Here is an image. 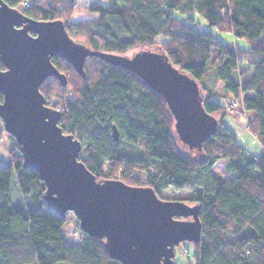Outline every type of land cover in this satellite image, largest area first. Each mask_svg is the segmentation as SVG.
Instances as JSON below:
<instances>
[{
    "label": "trees",
    "instance_id": "obj_1",
    "mask_svg": "<svg viewBox=\"0 0 264 264\" xmlns=\"http://www.w3.org/2000/svg\"><path fill=\"white\" fill-rule=\"evenodd\" d=\"M3 2L31 19L62 21L71 39L93 54L84 74L54 57L67 85L49 78L40 91L45 105L60 113L63 133L82 143L79 160L96 179L149 187L161 199L198 205L200 240L181 243H189L186 264H264V0ZM77 12L97 16L75 19ZM205 23L231 39L205 30ZM143 48L166 55L197 82L203 110L216 121L198 147L184 152L163 96L106 57ZM0 70H5L1 58ZM212 76L223 93L203 83ZM240 97L259 154L242 146L224 122L227 105ZM114 125L118 141L112 137ZM9 159V164L0 163V264H121L109 257L104 239L90 237L80 224L72 235L63 232L67 215L63 218L47 205L45 183L23 166L16 141ZM221 160L231 178L213 174ZM13 177L20 196L16 202ZM170 189L191 194L165 198Z\"/></svg>",
    "mask_w": 264,
    "mask_h": 264
},
{
    "label": "water",
    "instance_id": "obj_2",
    "mask_svg": "<svg viewBox=\"0 0 264 264\" xmlns=\"http://www.w3.org/2000/svg\"><path fill=\"white\" fill-rule=\"evenodd\" d=\"M91 55L71 39L62 21L28 18L0 0L4 130L19 145L23 166L36 171L45 183L47 205L63 218L72 212L83 232L104 239L111 259L121 264H175V247L200 240L199 206L161 199L149 187L98 181L79 160L82 143L63 133L58 126L60 113L45 105L40 91L45 81L57 78L67 85L53 58L65 59L84 74ZM106 57L143 77L163 96L176 132L191 147H198L212 132L216 121L203 110L197 82L175 68L166 55L148 50L132 58ZM112 137L119 139L115 125Z\"/></svg>",
    "mask_w": 264,
    "mask_h": 264
},
{
    "label": "rangeland",
    "instance_id": "obj_3",
    "mask_svg": "<svg viewBox=\"0 0 264 264\" xmlns=\"http://www.w3.org/2000/svg\"><path fill=\"white\" fill-rule=\"evenodd\" d=\"M91 1H95V0H78L80 5H87ZM96 16H97V14L90 13V12H81V13L77 12L75 14L74 18L75 19H82V18H92V17H96ZM203 27H206L205 30H209L213 34L222 37L224 40H230L231 39L230 35H225L223 33H220L214 27H209L207 24L203 25ZM242 43H244V42H242ZM148 50L152 51L151 49H146V48L136 49L134 51L128 52L127 54H125L123 56L127 57V58H132L134 55L148 51ZM153 51L155 52V50H153ZM212 69L214 71V68H212ZM207 80L205 79L203 81V83L206 82L207 84H209V83L213 84L214 85L213 90L216 91L217 93H223L224 92V87L222 86L221 83L218 82V80L215 81L216 78L214 79V77L212 76V77H210V79L208 81ZM210 86H212V85H210ZM217 101L220 103H223V105L226 103L225 99H223V100L218 99ZM221 114L222 113H217L216 116L218 117ZM225 114L226 115L224 117V122L236 132V134L238 135L239 143L242 146L246 147L248 150H250L252 153L259 154L261 151V147L257 142L256 135L253 132L249 131L248 125L251 122V120H250L251 116L247 111L244 110V108L242 106L241 97L239 99L232 101L230 104L227 105ZM175 138H176L178 144L181 146V149L184 152H187V149L190 147V144L187 143L182 137H180V135L177 132H175ZM14 145H15V140L4 130L3 122L0 119V160L3 163L9 164V162H10L9 150L12 147H14ZM213 174L217 178H219L220 180H225V179L232 177L231 174H228L226 172L224 160H221L214 167ZM190 194L191 193L188 191L180 192V191H175L173 189H170V190L164 192L163 195L165 198H180V197L190 196ZM11 197H12L13 201H15V202L20 197L15 177H13L12 183H11ZM164 200H166V199H164ZM67 218H68V222L63 227V232L68 233L69 235H72L75 232L76 226L79 224V221L72 212H69L67 214ZM186 248L189 249V243L181 244L179 247H177L175 249V252L177 254L176 258H175L176 264H186V262L188 260L187 256L184 254V250Z\"/></svg>",
    "mask_w": 264,
    "mask_h": 264
},
{
    "label": "crops",
    "instance_id": "obj_4",
    "mask_svg": "<svg viewBox=\"0 0 264 264\" xmlns=\"http://www.w3.org/2000/svg\"><path fill=\"white\" fill-rule=\"evenodd\" d=\"M0 163H3V162L0 160Z\"/></svg>",
    "mask_w": 264,
    "mask_h": 264
}]
</instances>
